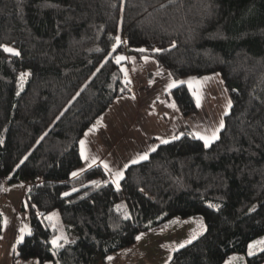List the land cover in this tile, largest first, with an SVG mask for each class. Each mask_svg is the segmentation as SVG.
<instances>
[{
	"label": "trees",
	"instance_id": "1",
	"mask_svg": "<svg viewBox=\"0 0 264 264\" xmlns=\"http://www.w3.org/2000/svg\"><path fill=\"white\" fill-rule=\"evenodd\" d=\"M0 46L20 53L0 48V191L25 186L29 225L14 260L110 264L138 236L199 217L203 232L166 264H264V244L250 247L264 236V0H0ZM125 53L174 79L219 74L231 105L207 147L191 133L159 143L116 185L82 169L80 145L132 92ZM170 95L181 116L197 111L185 84ZM54 212L72 238L56 248Z\"/></svg>",
	"mask_w": 264,
	"mask_h": 264
},
{
	"label": "rangeland",
	"instance_id": "2",
	"mask_svg": "<svg viewBox=\"0 0 264 264\" xmlns=\"http://www.w3.org/2000/svg\"><path fill=\"white\" fill-rule=\"evenodd\" d=\"M120 57H124L120 62L128 61L130 63L128 66L123 63L122 68L127 72L132 85H134V77L136 79L135 87L140 108L133 111L130 120H134L135 127L142 134L156 138L157 143L168 142L184 133H191L200 138L201 135L210 137L213 131L218 130V135L222 128L220 125L223 124V116L228 112L231 105L230 97L219 74L174 79L165 69L159 68L151 58L137 61L125 53L119 55L117 60ZM180 84H185L190 90L197 107V111L188 117L180 115L179 109L170 95L171 89ZM130 104L135 107L136 101H130ZM121 107L123 105H118L117 110L109 113V117L120 119L118 112H120ZM162 114L164 117L161 116ZM104 118L105 115L90 131L101 128L104 125ZM112 120L110 119V121ZM149 142V139L146 140L143 147L146 148L150 145ZM152 150L153 148L150 151ZM84 166L85 164L82 169L85 168ZM4 201L5 197L3 196L0 199V211L6 218L7 214L4 210L11 206H8ZM8 216L10 217L11 214ZM44 221L46 223V220ZM47 222L56 230L54 238L62 236L66 238L65 240L68 239L66 227L60 220L58 212L48 216ZM21 229L22 227H20ZM203 230L204 225L199 217H188L184 220L176 219L161 230L140 235V239L133 247L109 256L111 257L110 264H166L175 249L179 248L181 244L188 243L189 240L192 241L193 237L196 238ZM23 233V231L20 232V235ZM260 241H264V236L253 241L250 246H256ZM53 246L56 248L55 245ZM248 255H252V252L249 251ZM244 256L233 255L225 264H247ZM25 262V264H38L36 259H27Z\"/></svg>",
	"mask_w": 264,
	"mask_h": 264
},
{
	"label": "crops",
	"instance_id": "3",
	"mask_svg": "<svg viewBox=\"0 0 264 264\" xmlns=\"http://www.w3.org/2000/svg\"><path fill=\"white\" fill-rule=\"evenodd\" d=\"M134 80L132 92L115 100L104 114V125L96 131H88L82 139L83 144L81 143L80 145L85 169L100 165L114 184L120 180V177L117 175L118 173L123 174L124 169L128 165L132 164L133 161L138 162L142 160L140 159L142 155L148 156L151 148L154 149L159 144L156 138L142 134L135 127L134 120H130L133 111L140 108L135 87V77ZM130 101H136V106L132 107ZM120 104L123 105L119 109L120 112H118L120 119H115L112 116L109 117V113L115 109L117 110L116 107ZM161 116L164 117L163 114ZM110 119L113 120L110 121ZM148 139L150 140V145L144 148L143 146ZM105 165L108 167L105 168ZM24 191L25 186L19 184L5 185L0 191V199L4 196V202L8 206H11L4 210L7 214L6 218L3 212L0 211L3 217V231L0 240V263L3 264L26 263V260L12 259L13 247L16 240H20L25 235L29 226L27 216L22 210ZM9 214H11L10 217L8 216ZM20 227H22L21 230ZM22 231L24 233L20 235ZM19 235L20 237H18ZM71 239L68 238L67 240Z\"/></svg>",
	"mask_w": 264,
	"mask_h": 264
},
{
	"label": "snow or ice",
	"instance_id": "4",
	"mask_svg": "<svg viewBox=\"0 0 264 264\" xmlns=\"http://www.w3.org/2000/svg\"><path fill=\"white\" fill-rule=\"evenodd\" d=\"M117 40H119V37H117ZM0 48H2L3 49V51L5 52V53H10V54H13V55H20V53L19 52H17V51H15L14 49H12V48H10V47H7V46H0ZM141 51H144L143 49H141ZM156 51H160L159 49H157ZM124 59V57H120V58H118V60H117V63H119L120 62V60H123ZM25 75H27V74H22V76H21V79H23L24 78V76ZM220 127H223V124L221 123V125H220ZM218 131V130H217ZM217 131H213L212 133H211V136L210 137H208V136H204V135H201L200 136V139H202V140H204V144H205V147H207L213 140H215V139H218V135H217ZM81 143L83 144V141H81ZM162 143H167V141H162ZM155 149H153V151H154ZM25 159H27V157H25ZM140 159H147V155H142L141 157H140ZM137 161H133V163H136ZM21 163H23V161H21ZM108 166L107 165H105V168H107ZM72 175L73 176H76L77 175V173H72ZM118 175V177H120V178H122V174H120V173H118L117 174ZM127 218V217H126ZM66 238L65 237H56V238H53V240L51 241V243L53 244V245H55L56 247H61L62 245L60 244V241L61 240H65ZM137 239L139 240L140 239V237L138 236L137 237ZM193 239H195V237H193ZM192 241L191 240H189L188 241V243H191ZM259 243H262V244H264V241H260ZM180 247L182 248V247H184V244H181L180 245ZM251 247V246H250ZM109 259H111V257H109Z\"/></svg>",
	"mask_w": 264,
	"mask_h": 264
}]
</instances>
